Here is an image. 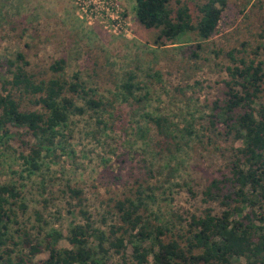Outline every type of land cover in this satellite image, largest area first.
I'll use <instances>...</instances> for the list:
<instances>
[{
	"label": "rangeland",
	"instance_id": "1",
	"mask_svg": "<svg viewBox=\"0 0 264 264\" xmlns=\"http://www.w3.org/2000/svg\"><path fill=\"white\" fill-rule=\"evenodd\" d=\"M204 1L182 0L194 20ZM169 3L177 7L176 0ZM156 35L138 23L135 0H0V77L6 75L4 61L18 52L36 71L64 59L65 77L77 73L90 96L106 104L103 110L72 116L30 180L19 177L15 146L0 144V186L14 184L27 194L23 222L38 210L65 236L79 220L63 197L67 185L81 189L89 210L100 216L142 184L150 220L163 226L166 239L178 241L188 236L190 215L221 210V202L204 194L209 188L215 194L212 183L223 182L227 157L241 143L220 135L223 127L211 132L205 118L224 89L225 69L233 63L229 53L244 49L253 58L251 52L264 44V0H226L217 30L206 41L186 33L175 45L158 48ZM241 55L233 53L236 59ZM256 61L264 62L260 50ZM128 73L136 76L133 83L140 90L135 95L145 99L141 105L123 98ZM146 112L168 119L178 150L159 154L153 148L156 138L143 118ZM138 128L149 129L146 139ZM219 187L228 193L229 186ZM14 240L12 256L25 254L16 235ZM56 245L68 247L63 239ZM46 257L43 250L34 261Z\"/></svg>",
	"mask_w": 264,
	"mask_h": 264
},
{
	"label": "trees",
	"instance_id": "2",
	"mask_svg": "<svg viewBox=\"0 0 264 264\" xmlns=\"http://www.w3.org/2000/svg\"><path fill=\"white\" fill-rule=\"evenodd\" d=\"M225 5L226 0H205L197 6L194 20L182 0H176V8L169 0H135V17L145 29L157 31L153 44L165 48L186 33L200 41L210 39ZM259 50L264 56V44L251 52L253 58L244 49L229 53L233 63L225 69L224 89L221 97L211 101L205 121L211 132L223 127L220 135L241 146L227 157L223 182L212 183L215 194L210 188L204 194L221 202V210L207 208L202 215H190L184 241L166 239L163 226L152 223L142 184L100 216L89 210L81 189L67 185L63 197L68 211H76L79 220L65 236L38 210L32 211V222L30 217L23 222L29 209L27 194L17 185L6 184L0 186V264H264V62L256 61ZM233 53L243 55L236 59ZM2 67L6 75L0 77V144L15 146L21 162L19 177L30 180L54 150L69 119L103 110L106 104L90 96L77 73L70 80L65 77L64 59L53 61L45 71H36L26 55L18 52ZM135 78L128 73L122 94L124 100L128 97L141 105L145 99L135 95L140 90L133 83ZM143 118L151 126L156 138L153 148L159 154L178 150L167 118L147 112ZM185 131L193 135L188 128ZM138 132L146 139L149 129L138 128ZM148 173L153 176L151 170ZM220 183L229 186L227 194ZM15 235L26 253L13 257L9 246L18 244ZM60 239L67 242V248L57 247ZM43 250L47 257L34 261Z\"/></svg>",
	"mask_w": 264,
	"mask_h": 264
}]
</instances>
